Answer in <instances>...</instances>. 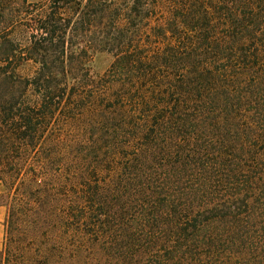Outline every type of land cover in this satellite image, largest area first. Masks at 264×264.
<instances>
[{
  "label": "trees",
  "instance_id": "16d2710c",
  "mask_svg": "<svg viewBox=\"0 0 264 264\" xmlns=\"http://www.w3.org/2000/svg\"><path fill=\"white\" fill-rule=\"evenodd\" d=\"M26 3L0 0V264H264V0ZM92 113L81 163L56 130Z\"/></svg>",
  "mask_w": 264,
  "mask_h": 264
},
{
  "label": "rangeland",
  "instance_id": "374dc122",
  "mask_svg": "<svg viewBox=\"0 0 264 264\" xmlns=\"http://www.w3.org/2000/svg\"><path fill=\"white\" fill-rule=\"evenodd\" d=\"M43 0H27L26 6L24 8L20 9L19 11H23V13H19V20L21 24H29L30 22L25 20V11L28 10L29 13H31V8L34 5H39L42 3ZM27 8V9H26ZM23 22V23H22ZM112 57L107 54L102 55H96L91 63V71L95 75H102L106 72V70L109 68L110 64L112 63ZM59 122H63V120H60ZM56 135L60 141L67 145H71L75 149H79V156H80V162L84 163L86 162H94L97 158L93 157H87L88 151H93L97 153V113L92 114H86L80 116V118L76 120H71L67 122V124H63L62 127H60V130H56ZM82 152V153H80ZM85 158V159H84ZM89 175H92L93 173L86 170ZM94 180V179H93ZM4 194L3 188L0 187V197ZM3 201L2 198H0V203ZM2 210L3 218H2V224L4 225L5 219H6V208L0 207ZM62 245V244H61ZM57 249V248H56ZM59 249V247H58ZM63 251H61V257H60V264H68V257L69 254L67 252V249L65 245H63ZM88 251V250H87ZM95 255L97 253H93L92 250H89V252L83 253L80 263L78 264H97V259H95Z\"/></svg>",
  "mask_w": 264,
  "mask_h": 264
},
{
  "label": "crops",
  "instance_id": "0c3cea01",
  "mask_svg": "<svg viewBox=\"0 0 264 264\" xmlns=\"http://www.w3.org/2000/svg\"><path fill=\"white\" fill-rule=\"evenodd\" d=\"M2 218H3V214H2V210L0 209V244H1L2 239H3V231H4V226L2 224V222H3Z\"/></svg>",
  "mask_w": 264,
  "mask_h": 264
}]
</instances>
